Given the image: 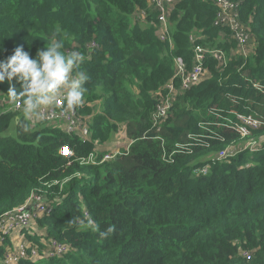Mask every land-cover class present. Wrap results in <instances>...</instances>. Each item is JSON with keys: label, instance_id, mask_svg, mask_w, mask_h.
Returning <instances> with one entry per match:
<instances>
[{"label": "trees", "instance_id": "trees-1", "mask_svg": "<svg viewBox=\"0 0 264 264\" xmlns=\"http://www.w3.org/2000/svg\"><path fill=\"white\" fill-rule=\"evenodd\" d=\"M217 1L176 0L166 34L171 41H164L157 33L159 12L148 0H0V61L19 46L35 58L59 26L61 51L82 53L79 70L89 76L77 106L89 140L53 124L34 130L25 120L17 122L14 112L0 117V218L42 190L54 209L38 220L39 227L46 237L77 248L64 257L19 264H264V149L213 163L226 145L213 141L209 148L176 154L171 164L162 157L211 123L212 107L264 117V93L250 84L264 78V0H235L251 33L248 56L228 29L220 36ZM143 10L139 25L134 17ZM197 45L223 49L226 59L208 55L200 80L173 98L168 85L182 86L176 58L191 70ZM11 86L0 83L5 104H12ZM165 101L166 113L154 118ZM13 125L15 135H5ZM222 132L240 140L234 131ZM255 133L263 134L264 127ZM117 134L123 146L134 141L127 154L101 165L76 161L96 148V140L107 145L104 155ZM162 136L166 142L158 140ZM65 145L75 154L70 164L61 152ZM75 172L80 175L62 190L47 184ZM30 239L47 248L42 236Z\"/></svg>", "mask_w": 264, "mask_h": 264}, {"label": "built area", "instance_id": "built-area-1", "mask_svg": "<svg viewBox=\"0 0 264 264\" xmlns=\"http://www.w3.org/2000/svg\"><path fill=\"white\" fill-rule=\"evenodd\" d=\"M176 0H148V2L155 6L159 12L160 28L158 30V36L164 41H171L170 37H166V34L170 31L168 18L170 8L173 6ZM221 11L219 12V24L222 26H229L234 31V36L238 41V51L248 56L249 50L247 46L251 40V33L249 29L241 24L238 19L237 7L230 0H220ZM147 15L146 11L139 12L136 16L141 18ZM164 21V22H163ZM163 30L161 33L160 31ZM233 36V37H234ZM193 40H196L193 38ZM195 63L191 70L187 69V65L182 57L176 58L177 73L176 75L181 77L182 86L177 90L173 84H169L168 94L175 98L178 93L186 91L192 84L197 83L201 75L205 71V63L208 55L214 56L217 60L223 61L226 59V53L223 49H214L202 45H197L195 48ZM253 87L260 93H264V80H252ZM233 104H238V99L235 96H230ZM6 101L2 100L0 106ZM169 101H165L157 105V111L155 117L163 116L168 107ZM9 110L23 111L22 101H13V104L9 107ZM210 116L214 119L211 123H204L202 125V131L190 135V141L188 142L189 148L184 152L191 153L192 150L200 147H210L213 141L226 142V146L220 151L218 158L225 160L231 157H235L238 154L248 151L257 152L264 149V135L261 138H254L253 131L260 130L264 127V117L258 112L247 113L239 110H229L225 112L224 109L212 107ZM31 121L44 122L46 124H54L55 122H64L65 130L67 133H77L84 139L90 138V129L85 122V118L80 113L77 107L73 109H67L65 101L63 99V93L57 100L53 107L44 109L39 118H33ZM234 131L241 138H245L243 142H237L231 140L227 142V138L222 130ZM96 148L88 155L89 159L80 158L81 164H102L103 162L113 159L122 151L120 148H116L111 152H107L102 157H99L98 141L95 142ZM181 152V146L179 145L172 151L164 150L163 159L167 162L174 161V155ZM68 158L70 164L74 157L73 150L65 145L62 148ZM111 156H114L113 158ZM208 169H203L202 172L206 173ZM79 173L71 175L64 179H53L52 182L47 183L49 187L59 186L60 190L63 189L65 183L70 181L74 176H79ZM53 211V204L48 199L46 193L42 190L34 192L28 200L13 209L6 211L0 218V244L4 242L7 237H12L14 233H20L23 230H32L33 233H38L37 219L47 215ZM47 248L40 250L39 245L35 244L32 249L28 251V248L24 246H14V251L6 258L7 264H17L20 258H30L34 261L41 260L43 258L62 256L67 249L65 248V242L57 239L44 240ZM49 243V245H48ZM68 245V244H67ZM248 257H250L248 255Z\"/></svg>", "mask_w": 264, "mask_h": 264}, {"label": "clouds", "instance_id": "clouds-1", "mask_svg": "<svg viewBox=\"0 0 264 264\" xmlns=\"http://www.w3.org/2000/svg\"><path fill=\"white\" fill-rule=\"evenodd\" d=\"M230 1L237 7L239 21L243 26L246 27V29H248L247 23H245L241 19L240 3L235 0H230ZM219 2L220 0L217 1L220 12L222 7ZM168 23H169V18H168ZM221 27L222 28L227 27L232 32L230 37L237 42V46H238V41L234 36V31L229 26L221 25ZM169 28H171L170 24H169ZM61 32L62 29L59 26H57L55 28L53 36L50 39H47V44L45 48L37 50L35 58L32 57L29 51H25L22 46H19L15 48L14 53L11 56L7 57L5 60L0 61V83H3L5 80H7L9 84L12 85L8 91V94L12 100L15 101L18 99H22L24 120L27 123H29L31 127L35 126L37 123H44V122L34 123L33 121L31 122V120L33 118H39L44 109L53 107L56 104L57 100L60 98L61 93H63V99L65 101L67 109H73L74 107L82 105L84 100V94L86 92V88L84 87V85L89 80V76L86 73V71L79 70L81 63L84 61V55L78 51H71V50L67 52L61 51V49L65 47L62 42V39L58 38ZM261 80H264V78ZM13 81H15V84H13ZM16 84L19 85V88L15 86ZM2 100H4L3 95L1 96L0 102ZM12 100L11 102L13 104ZM12 104L4 103L2 106H0V117L3 114L12 111L9 110V107ZM210 119L213 120L214 118L211 117ZM258 131L259 130H254L253 133L255 134V132ZM225 132H229V131L226 129ZM74 134L79 136L82 140H89L91 138V135L89 139H84L77 133H72L70 135H74ZM162 139L163 136L160 137L158 140H160L161 142H166V141H162ZM230 141L231 140L227 139V142ZM175 148H172L171 150L167 149V151H172ZM200 148H209V147H200ZM196 149L194 147L193 152H195ZM126 150H125L126 152L122 153L123 150L121 149L122 152L113 159L127 154L130 149H126ZM220 151H218L215 155L211 157L213 163H215V161H219V162L223 161L222 159L218 158ZM187 153L190 154V152ZM175 155H174V162H175ZM102 156L103 155H99V157ZM80 158H78L76 161H79ZM113 159L107 160L105 162L112 161ZM247 165L250 164L248 163ZM205 168L209 169V165L203 166L201 170ZM53 209H54V205H53ZM84 212L86 216H88V211L84 210ZM39 219L40 218L37 219L38 233H33L32 230L29 231L28 229H26L21 231L20 233H14L12 237H7L4 240V242L0 244V246L6 244L5 247L7 249V254L1 260L2 264H7L6 258L9 254H12V252L14 251L13 249L14 246L21 247L26 245L25 247L28 248V251L32 249L34 243L30 239V237H33L35 235H40L44 240H48L51 238V237H46V233L39 227L38 224ZM62 242L65 241L62 240ZM65 243L68 244L67 242ZM68 245L72 247L71 244ZM65 255H67V252L62 256H55V257H64ZM55 257H48V258H55ZM26 259L34 261L30 258H20L17 264H19L21 260H26Z\"/></svg>", "mask_w": 264, "mask_h": 264}, {"label": "rangeland", "instance_id": "rangeland-1", "mask_svg": "<svg viewBox=\"0 0 264 264\" xmlns=\"http://www.w3.org/2000/svg\"><path fill=\"white\" fill-rule=\"evenodd\" d=\"M146 17V16H145ZM145 17H139V21H138V24L140 25L141 24V20H143ZM138 19V17L137 16H135L134 17V20H137ZM141 19V20H140ZM164 22V21H163ZM258 80H261V79H258ZM32 122V121H31ZM263 128V127H262ZM262 128H260V130L262 129ZM259 130V131H260ZM5 135H11V136H14L15 135V127L14 126H11L8 130H6L5 132H3ZM264 134V133H263ZM261 136H262V134L261 133H255L254 135H253V137L254 138H256V139H258V138H261ZM245 140V138H241L240 139V141L239 142H243ZM117 141H119V142H117ZM162 141H165V138L163 137V139H162ZM116 144H118V146L116 147V148H120V149H122V148H125V149H130L131 148V146L133 145V143H124V146H123V141H122V139L118 136V134H117V139L115 140V144L114 145H116ZM181 146V152L180 153H184V150H187L188 148H189V145H188V143H186V144H181L180 145ZM114 149V147H111L110 148V150L109 151H106V152H110L111 150H113ZM123 150V149H122ZM188 152H189V150H188ZM80 157H83V158H85V159H89V156L88 155H86V156H80ZM80 157H77L76 158V160L78 159V158H80ZM112 158L114 157V156H111ZM68 162H69V159H68ZM78 162V161H77ZM170 162V164L171 163H174V161H169ZM165 163H168L167 161H165ZM83 165H85V164H83ZM90 165H97V164H90ZM76 173V172H75ZM88 219L89 220H91V218L90 217H88ZM66 242V241H65ZM68 244H70V243H68ZM66 247H70L69 249H67V254H69V253H71V252H73V251H75L77 248L73 245L72 247L70 246V245H67V244H65V248ZM65 252V253H66Z\"/></svg>", "mask_w": 264, "mask_h": 264}, {"label": "crops", "instance_id": "crops-1", "mask_svg": "<svg viewBox=\"0 0 264 264\" xmlns=\"http://www.w3.org/2000/svg\"><path fill=\"white\" fill-rule=\"evenodd\" d=\"M214 25L215 26H217V27H219V28H221V30H220V36L221 37H224L225 36V33H224V31H223V29L224 28H222L221 27V25L219 24V13H217V15H216V19H215V21H214ZM226 29H228L227 27H226ZM229 30V29H228ZM230 31V30H229ZM230 34H232V32L230 31ZM250 84L252 85V82L250 81ZM252 87H253V85H252ZM254 88V87H253ZM261 93V92H260ZM1 95H3V96H6L7 98H8V96H7V94L6 93H0ZM11 112H14V113H16V116H15V119H16V121L17 122H19L20 120H24V114H23V111L21 110V111H18V112H15V111H11ZM55 127H57V128H60L64 133H65V123L64 122H55L54 124H53ZM14 126V125H13ZM43 126H46V124H44V123H37L35 126H33V129L34 130H38L39 128H41V127H43ZM263 135V134H262ZM117 142H119V141H117ZM238 142V141H237ZM115 144V138H113L109 143H108V145L109 146H111V147H114V148H116L117 146H118V144H116V145H114ZM106 146L107 145H98V149H99V151H102V150H106ZM61 152H62V150H61Z\"/></svg>", "mask_w": 264, "mask_h": 264}]
</instances>
